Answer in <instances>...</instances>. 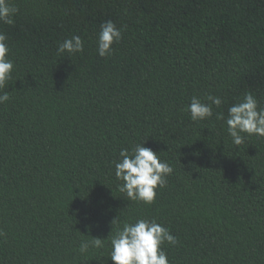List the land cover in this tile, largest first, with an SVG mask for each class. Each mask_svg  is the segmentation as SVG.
Segmentation results:
<instances>
[{"label":"trees","instance_id":"1","mask_svg":"<svg viewBox=\"0 0 264 264\" xmlns=\"http://www.w3.org/2000/svg\"><path fill=\"white\" fill-rule=\"evenodd\" d=\"M8 2L0 264H114L110 237L138 218L176 237L161 246L169 264H264V137L234 145L225 122L245 93L264 107V0ZM107 20L122 35L102 58ZM74 35L83 52L58 54ZM209 94L220 108L192 121L191 98ZM139 143L173 168L151 204L115 177L120 150ZM93 237L104 247L81 254Z\"/></svg>","mask_w":264,"mask_h":264},{"label":"clouds","instance_id":"2","mask_svg":"<svg viewBox=\"0 0 264 264\" xmlns=\"http://www.w3.org/2000/svg\"><path fill=\"white\" fill-rule=\"evenodd\" d=\"M18 11L10 6L8 0H0V22L13 24V16ZM122 31L107 20L101 23L97 35V54L100 57L108 56L112 51L113 43L119 42ZM7 37L0 32V104L10 99L8 92H3L6 81L9 80L13 62L7 58L9 52L5 43ZM84 50V41L74 35L65 39L57 47V53L69 56L81 53ZM211 103H202L193 96L186 107L191 120L204 121L213 116V105L219 109L222 100L220 97L209 94L205 97ZM226 118L227 133L234 145L244 143L247 136L264 137V107H258V100L251 94L245 93L243 99L228 108ZM216 119H225L222 112H217ZM119 161H114L115 177L122 181L119 190L126 194L131 201L151 204L156 197V189L163 188L167 183V176L173 168L165 161H161L158 154L151 148L136 144L131 150L121 149ZM114 222V219L112 223ZM3 232H0V236ZM110 259L114 264H169L167 255L161 247L165 242L176 245L177 239L168 228L157 223L154 219L138 218L134 223L125 222L117 227L115 234L110 237ZM104 238L93 237L91 240L81 241L79 252L84 254L89 247L103 248Z\"/></svg>","mask_w":264,"mask_h":264}]
</instances>
